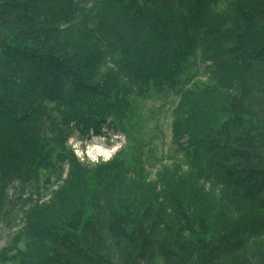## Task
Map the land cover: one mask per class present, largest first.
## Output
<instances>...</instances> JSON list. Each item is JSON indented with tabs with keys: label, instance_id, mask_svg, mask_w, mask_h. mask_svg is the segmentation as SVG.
<instances>
[{
	"label": "trees",
	"instance_id": "obj_1",
	"mask_svg": "<svg viewBox=\"0 0 264 264\" xmlns=\"http://www.w3.org/2000/svg\"><path fill=\"white\" fill-rule=\"evenodd\" d=\"M0 222V264H264V0H0Z\"/></svg>",
	"mask_w": 264,
	"mask_h": 264
},
{
	"label": "rangeland",
	"instance_id": "obj_2",
	"mask_svg": "<svg viewBox=\"0 0 264 264\" xmlns=\"http://www.w3.org/2000/svg\"><path fill=\"white\" fill-rule=\"evenodd\" d=\"M135 104V129L137 135L145 142L143 144L145 152L150 153L152 148L156 156L165 154L166 151H169L168 147L173 146L170 126L168 124L172 116L169 110L171 103L165 102L164 98L155 94V96L153 95L144 100L138 99ZM163 130H165L166 136L163 135ZM125 141H127V138L120 131L115 132L108 129L101 136L94 133L84 136L80 132H76L70 138V143L77 150L79 156H84L85 152L90 160L100 159V157L103 159L110 158ZM83 146H85L87 151L83 150ZM97 148L110 149V153L106 154L102 152L99 154L94 150ZM41 184L43 185V181ZM7 229L0 224V247L5 244L6 239L9 237Z\"/></svg>",
	"mask_w": 264,
	"mask_h": 264
},
{
	"label": "bare ground",
	"instance_id": "obj_3",
	"mask_svg": "<svg viewBox=\"0 0 264 264\" xmlns=\"http://www.w3.org/2000/svg\"><path fill=\"white\" fill-rule=\"evenodd\" d=\"M95 150V152H97V153H106V154H109L110 153V149H101V148H97V149H94Z\"/></svg>",
	"mask_w": 264,
	"mask_h": 264
}]
</instances>
